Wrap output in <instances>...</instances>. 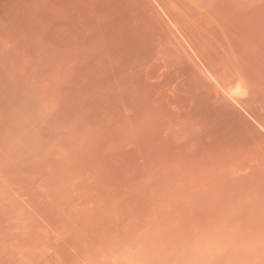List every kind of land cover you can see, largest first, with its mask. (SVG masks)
Returning <instances> with one entry per match:
<instances>
[{"label":"rangeland","instance_id":"374dc122","mask_svg":"<svg viewBox=\"0 0 264 264\" xmlns=\"http://www.w3.org/2000/svg\"><path fill=\"white\" fill-rule=\"evenodd\" d=\"M0 264H264V0H0Z\"/></svg>","mask_w":264,"mask_h":264},{"label":"snow or ice","instance_id":"6c2138e0","mask_svg":"<svg viewBox=\"0 0 264 264\" xmlns=\"http://www.w3.org/2000/svg\"><path fill=\"white\" fill-rule=\"evenodd\" d=\"M243 89L241 88V91H242Z\"/></svg>","mask_w":264,"mask_h":264}]
</instances>
